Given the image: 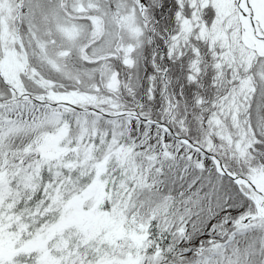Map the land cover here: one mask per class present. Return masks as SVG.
I'll return each mask as SVG.
<instances>
[{
	"label": "snow or ice",
	"instance_id": "6c2138e0",
	"mask_svg": "<svg viewBox=\"0 0 264 264\" xmlns=\"http://www.w3.org/2000/svg\"><path fill=\"white\" fill-rule=\"evenodd\" d=\"M0 264H264V0H0Z\"/></svg>",
	"mask_w": 264,
	"mask_h": 264
}]
</instances>
